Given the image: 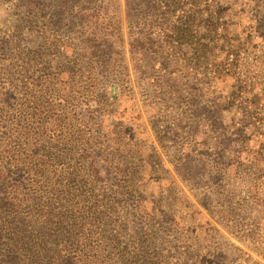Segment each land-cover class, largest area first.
<instances>
[{
	"label": "rangeland",
	"instance_id": "1",
	"mask_svg": "<svg viewBox=\"0 0 264 264\" xmlns=\"http://www.w3.org/2000/svg\"><path fill=\"white\" fill-rule=\"evenodd\" d=\"M18 1H0V35L25 55L47 48L56 39L59 53L70 60H64L67 65L63 64L51 81V89L70 97L71 107L77 108L83 101L98 111L93 125L85 129L79 125L78 141L68 146L81 149L92 135L95 139L96 133L103 135L105 145L94 148L115 162L114 169L122 170L114 179L121 181V188L101 183L95 192L104 201L115 195L113 190L119 198L124 195L125 208L120 200L111 212L117 223L113 227L132 214L134 204L153 231L151 243L142 248L149 259L166 255L168 245H174L177 264H264V0H203L197 8L192 0H113V7L119 9L121 37L113 35L109 40L120 64L112 56L108 64H96L95 71L83 66L87 74H74L82 66L77 55L81 54L80 40L87 37L84 28L61 34L54 25L48 29L49 16L45 20L38 17L31 28L27 22L30 16L16 8ZM133 1L139 5L132 11ZM172 2L181 7L175 14ZM63 3L48 0L46 5L49 10L51 6L59 10ZM216 10L221 11L219 36L215 32L214 40L209 41L215 47L202 53L200 45L208 43L209 37L202 22ZM193 12L198 13V27L191 28L192 42L183 44L173 28ZM127 19L138 26L130 29ZM134 40L144 43L146 53L159 51L160 59L170 57V71L181 77L182 83L188 78L193 81L195 73L200 75L197 85L203 97L196 106H176L175 100L158 101L145 93L147 88L139 83L131 59L129 45ZM223 46L237 52L240 74L247 70L242 78L248 88L242 95L237 91L236 76L213 74L214 63L224 58ZM46 59L41 56V61ZM71 84L80 87L77 95L69 91ZM179 91L185 95L187 88ZM202 106L206 113H193ZM196 124L198 129H194ZM185 142L193 145L194 159L190 161L202 175L199 184L192 187L175 167L190 166L183 163L184 154L179 149ZM209 166L220 176L209 173ZM175 189H180L184 198L177 197ZM115 229L125 241L133 235L130 227L124 233L119 226ZM60 245L63 249L65 244Z\"/></svg>",
	"mask_w": 264,
	"mask_h": 264
},
{
	"label": "trees",
	"instance_id": "2",
	"mask_svg": "<svg viewBox=\"0 0 264 264\" xmlns=\"http://www.w3.org/2000/svg\"><path fill=\"white\" fill-rule=\"evenodd\" d=\"M47 1L19 0L16 8L30 16L27 22L31 28L38 17L45 20L48 16V29L54 25L61 34L64 31L75 33L77 27L84 28L87 37L80 40L81 54L77 55L82 66L74 74H85L86 68L95 71L96 64H108L112 56L116 57L115 63L120 64L119 56L113 54V41L109 40L113 35L118 39L121 37L119 9L113 7V0H63L59 10L52 6L49 10ZM79 1L82 2L78 4ZM192 1L196 8L203 2ZM138 5L133 1L131 10ZM172 5V14H175L181 7L174 2ZM215 12L202 22L209 36L208 43L200 45L202 53L211 52L215 47L209 41H213L212 35L218 32L221 11ZM126 14L130 18L128 5ZM197 14L183 16L178 21L179 26L173 28L181 43L192 42L194 37L190 32L197 23ZM127 23L130 29L138 26L130 19ZM129 48L137 79L144 89L147 88V95L158 101L175 100L176 106H196L198 99L203 97L197 85L201 81L199 74L193 75V81L188 78V82L182 83L183 79L170 71V57L160 59L159 51L152 55L146 53L140 40L131 42ZM220 50L224 58L214 63L213 74L221 78L236 76L237 91L244 94L248 87L242 75L247 70L240 74L238 54L231 51L230 46ZM40 51L36 49L25 55L9 38L0 35V264H177L179 259L173 252L174 245H168L166 255L159 254L150 259L146 256L142 248L151 243L153 231L147 220L138 215L137 205L133 204L132 214L118 224L123 233L129 227L133 231L127 241L116 231L118 226L113 227L116 222L111 212H115L120 200L125 208L124 195L119 198L113 190L115 195L104 201L95 192L101 183L107 188H121V181L114 179L122 170L114 169L115 162L105 159L94 148L105 145L103 135L96 133V139L92 135L81 149L68 146L78 141L82 125L83 129L93 125L98 119V111L90 109L83 101L77 108L71 107L70 97L55 94L51 89V81L57 77L62 65H67L64 60H70L65 53L64 56L59 53L56 39ZM41 56L48 59L41 61ZM236 66L232 74V68ZM181 88H187L188 93L181 95ZM79 89L72 84L69 87L75 95ZM203 90L205 92V88ZM202 111L206 113L204 106L195 108L193 113ZM196 127L198 129V124L194 129ZM179 149L184 154L183 163L190 166H184L185 169L175 166L176 172L184 176L188 187L196 186L202 175L199 167L192 166L190 161L194 159L193 145L185 142ZM207 171L215 172V177L220 176L211 166ZM219 181L216 180V184ZM175 191L177 197L184 198L180 189ZM62 242L65 244L63 249Z\"/></svg>",
	"mask_w": 264,
	"mask_h": 264
}]
</instances>
